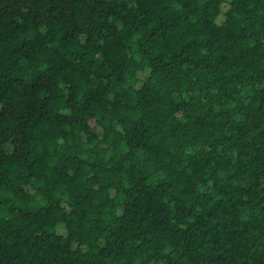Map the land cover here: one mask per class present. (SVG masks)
Masks as SVG:
<instances>
[{"label": "trees", "instance_id": "1", "mask_svg": "<svg viewBox=\"0 0 264 264\" xmlns=\"http://www.w3.org/2000/svg\"><path fill=\"white\" fill-rule=\"evenodd\" d=\"M0 264H264V0H0Z\"/></svg>", "mask_w": 264, "mask_h": 264}, {"label": "rangeland", "instance_id": "2", "mask_svg": "<svg viewBox=\"0 0 264 264\" xmlns=\"http://www.w3.org/2000/svg\"><path fill=\"white\" fill-rule=\"evenodd\" d=\"M23 208L25 209H28L30 211H33L36 209L37 205H36V202H33L31 204H28V205H25V206H22Z\"/></svg>", "mask_w": 264, "mask_h": 264}]
</instances>
